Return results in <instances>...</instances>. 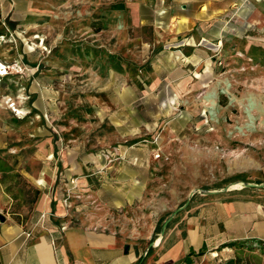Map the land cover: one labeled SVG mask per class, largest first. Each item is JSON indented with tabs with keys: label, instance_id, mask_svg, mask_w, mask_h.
Wrapping results in <instances>:
<instances>
[{
	"label": "rangeland",
	"instance_id": "obj_1",
	"mask_svg": "<svg viewBox=\"0 0 264 264\" xmlns=\"http://www.w3.org/2000/svg\"><path fill=\"white\" fill-rule=\"evenodd\" d=\"M260 188L264 0H0L4 214L46 193L152 256L196 205ZM241 243L218 264H264Z\"/></svg>",
	"mask_w": 264,
	"mask_h": 264
},
{
	"label": "crops",
	"instance_id": "obj_2",
	"mask_svg": "<svg viewBox=\"0 0 264 264\" xmlns=\"http://www.w3.org/2000/svg\"><path fill=\"white\" fill-rule=\"evenodd\" d=\"M259 191L250 198L240 191L216 193L196 205L184 234L176 232L167 246L158 240L152 256L123 246L114 233L62 222L46 193L35 200L26 217L19 212L4 214L13 199L0 197V264H135L138 259H155L154 264H218V259L236 251L231 244L235 241L264 243V189Z\"/></svg>",
	"mask_w": 264,
	"mask_h": 264
},
{
	"label": "water",
	"instance_id": "obj_3",
	"mask_svg": "<svg viewBox=\"0 0 264 264\" xmlns=\"http://www.w3.org/2000/svg\"><path fill=\"white\" fill-rule=\"evenodd\" d=\"M244 185H245V186H256V187H261V186H262V185H259V184H253V183H245ZM228 189H229V187L225 188V190H228ZM194 192H195V191H192V192L190 193V198H191V196L194 194ZM204 192H206V193H213V192H215V191H204ZM189 201H190V199H188V200L186 201V203H185L183 206L179 207L177 210L174 211V213L172 214V216H171V217H170V218L164 223V226H163V230H162V232H164V229H165V227H166L168 221H170V220L173 218V216H174L178 211H180V210H182L183 208H185V207L188 205ZM1 218H2V217L0 216V219H1Z\"/></svg>",
	"mask_w": 264,
	"mask_h": 264
},
{
	"label": "trees",
	"instance_id": "obj_4",
	"mask_svg": "<svg viewBox=\"0 0 264 264\" xmlns=\"http://www.w3.org/2000/svg\"><path fill=\"white\" fill-rule=\"evenodd\" d=\"M258 243H262V242H258ZM233 246H238V245H241L242 243H241V241H235V242H233V243H231Z\"/></svg>",
	"mask_w": 264,
	"mask_h": 264
},
{
	"label": "bare ground",
	"instance_id": "obj_5",
	"mask_svg": "<svg viewBox=\"0 0 264 264\" xmlns=\"http://www.w3.org/2000/svg\"><path fill=\"white\" fill-rule=\"evenodd\" d=\"M237 185H238V186H241V184H235L234 186H237Z\"/></svg>",
	"mask_w": 264,
	"mask_h": 264
}]
</instances>
